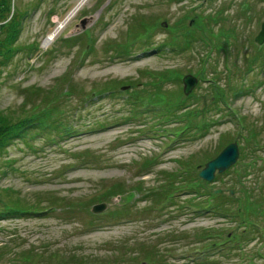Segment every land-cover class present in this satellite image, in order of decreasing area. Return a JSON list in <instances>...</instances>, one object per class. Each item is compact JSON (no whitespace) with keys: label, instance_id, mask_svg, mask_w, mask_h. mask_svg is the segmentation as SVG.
Returning a JSON list of instances; mask_svg holds the SVG:
<instances>
[{"label":"rangeland","instance_id":"obj_1","mask_svg":"<svg viewBox=\"0 0 264 264\" xmlns=\"http://www.w3.org/2000/svg\"><path fill=\"white\" fill-rule=\"evenodd\" d=\"M77 1L11 0L26 16L0 114L36 126L0 149V199L32 212L0 222V264H264V0H90L43 48ZM187 32L201 43L159 51ZM231 142L237 162L202 181ZM209 194L223 215L189 206Z\"/></svg>","mask_w":264,"mask_h":264},{"label":"trees","instance_id":"obj_2","mask_svg":"<svg viewBox=\"0 0 264 264\" xmlns=\"http://www.w3.org/2000/svg\"><path fill=\"white\" fill-rule=\"evenodd\" d=\"M25 16H26L25 13H22L21 11L19 12L18 8L16 7L14 8V4H12L11 6V0H0V67L4 66L6 62L12 58V55L15 52L14 45L17 42L18 37L20 36L21 22L23 17ZM186 34L188 35L184 36V38L185 37L187 38L184 39L182 44L173 41L171 43L170 42L165 43L163 47L166 46H168L169 48L173 47L175 50H177L178 47H180L182 48L181 51L190 48L191 45L195 43L197 39L195 37L197 36L196 34L190 32H187ZM205 38L204 40L206 41ZM215 89H219V88L215 87ZM133 100L135 102L137 101L135 96L133 97ZM161 105L162 103L159 104L158 106ZM161 109H162L161 116L165 115L163 116L164 118L174 117L175 113L178 112V111L173 112L174 106L172 104L170 106L167 105L166 107L162 105ZM22 130H23L22 124H19L18 126L13 128V126H11L10 124V120L7 117H4L0 114V149L4 147L6 141H11L16 138H22L20 137L23 134ZM220 196L221 195H219L218 197H214L209 194L205 204H209L210 208L212 209H218L217 207L218 204L213 203L212 198L217 199L219 202L225 201V199H223V197ZM0 204L2 205V207L5 206V203L2 201V199H0ZM207 208L208 207L206 208L203 207V209H207ZM22 213H26L24 209H13V208L9 209L5 206L3 210L0 212V216L19 215ZM231 239L232 238L228 240L231 241ZM228 240H226L225 242H228ZM222 246H223V242L219 244L214 243L211 245L208 251H213V250L220 251Z\"/></svg>","mask_w":264,"mask_h":264},{"label":"water","instance_id":"obj_3","mask_svg":"<svg viewBox=\"0 0 264 264\" xmlns=\"http://www.w3.org/2000/svg\"><path fill=\"white\" fill-rule=\"evenodd\" d=\"M87 23L86 19H82L80 21L81 28H85V24ZM255 42L259 45L264 42V22L261 24V30L255 38ZM183 83V93L184 95H189L194 87L197 84V80L187 75L182 80ZM239 157L238 147L236 143L229 144L226 146L214 159L206 163L204 169L199 173V177L205 180L206 182H212L214 179L215 171L218 173H223L225 170L229 169L232 165H234ZM221 191H217L220 193ZM106 209L104 204L94 206L92 208L93 213H100Z\"/></svg>","mask_w":264,"mask_h":264},{"label":"bare ground","instance_id":"obj_4","mask_svg":"<svg viewBox=\"0 0 264 264\" xmlns=\"http://www.w3.org/2000/svg\"><path fill=\"white\" fill-rule=\"evenodd\" d=\"M90 0H78L71 11L66 15V17L57 22L56 27L51 31L45 39L42 41V47H49L57 38V36L67 27L68 23L73 20V18L78 14V12L85 6H87Z\"/></svg>","mask_w":264,"mask_h":264}]
</instances>
